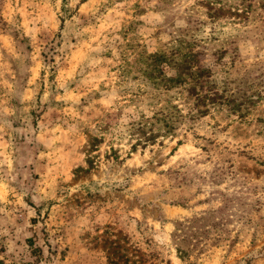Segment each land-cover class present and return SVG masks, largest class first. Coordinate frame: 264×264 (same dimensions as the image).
<instances>
[{
	"label": "rangeland",
	"instance_id": "rangeland-1",
	"mask_svg": "<svg viewBox=\"0 0 264 264\" xmlns=\"http://www.w3.org/2000/svg\"><path fill=\"white\" fill-rule=\"evenodd\" d=\"M206 2L0 0V264H264V103L135 152L114 140L136 117L137 54L191 20L264 65V0L240 30Z\"/></svg>",
	"mask_w": 264,
	"mask_h": 264
},
{
	"label": "trees",
	"instance_id": "trees-1",
	"mask_svg": "<svg viewBox=\"0 0 264 264\" xmlns=\"http://www.w3.org/2000/svg\"><path fill=\"white\" fill-rule=\"evenodd\" d=\"M205 4L213 20L224 14L236 15L230 22L236 30L241 29L236 19L248 15L247 7L251 9L252 6L250 0H239L236 5H228V0H207ZM191 24L172 33L171 39L156 51L137 54L138 79L142 82L125 99L135 104L136 117L124 124L114 139L128 136L130 152L163 142L168 137L175 138L183 130L197 134V122L221 109L229 110L243 120L254 107L264 103V65L243 57L237 40L222 36L226 33L222 27L215 26L207 32L203 28L206 21L193 19ZM216 42L219 47L214 46L211 50L210 45ZM121 74L120 82L125 84L130 71ZM142 104H147L148 108ZM110 128V125L103 127V133ZM103 140V136H93L90 149L96 151ZM181 142L179 139L178 143ZM110 148L108 155L118 157L119 150L114 144Z\"/></svg>",
	"mask_w": 264,
	"mask_h": 264
}]
</instances>
